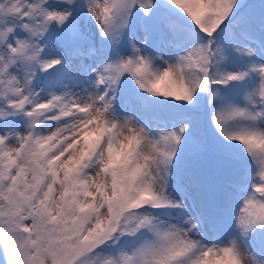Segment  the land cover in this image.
Returning <instances> with one entry per match:
<instances>
[{
  "label": "snow or ice",
  "instance_id": "6c2138e0",
  "mask_svg": "<svg viewBox=\"0 0 264 264\" xmlns=\"http://www.w3.org/2000/svg\"><path fill=\"white\" fill-rule=\"evenodd\" d=\"M0 264H264V0H0Z\"/></svg>",
  "mask_w": 264,
  "mask_h": 264
}]
</instances>
